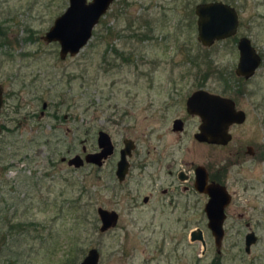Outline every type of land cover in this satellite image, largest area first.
I'll return each mask as SVG.
<instances>
[{
	"label": "rangeland",
	"instance_id": "obj_1",
	"mask_svg": "<svg viewBox=\"0 0 264 264\" xmlns=\"http://www.w3.org/2000/svg\"><path fill=\"white\" fill-rule=\"evenodd\" d=\"M202 1L114 0L88 43L61 58L59 43L41 37L68 0H0V122L6 127L0 133V264H78L90 248L99 251L98 264H264V224L257 223L264 216L240 218L235 212L242 199L229 207L220 255L207 227L205 197L182 195L177 213L162 204V188H170L165 171L186 167L177 147L194 142L196 120L189 119L187 135L171 130L192 91L232 96L247 115L235 135L264 145V61L249 79L234 76L235 39L211 46L198 40L194 6ZM219 1L237 8L238 35L248 36L264 57L258 18L264 0ZM132 31L149 37L132 38ZM114 45L118 54L110 51ZM99 130L115 146L102 166L62 161L98 150ZM126 137L136 148L119 182L116 162ZM203 149L195 147L199 160ZM159 164L161 171L150 177ZM242 185L231 189L254 199ZM186 201L193 203L189 210ZM98 207L118 212L115 227L99 230ZM247 221L257 236L249 253ZM194 228L203 231L204 253L189 239Z\"/></svg>",
	"mask_w": 264,
	"mask_h": 264
},
{
	"label": "water",
	"instance_id": "obj_2",
	"mask_svg": "<svg viewBox=\"0 0 264 264\" xmlns=\"http://www.w3.org/2000/svg\"><path fill=\"white\" fill-rule=\"evenodd\" d=\"M114 0H68L66 9L58 15L53 24L41 37L45 42H58L59 55L65 58L67 54L75 55L83 48L92 36L94 26L108 10ZM195 12L197 15L198 40L204 46H211L215 40H221L233 35L238 27V15L234 7L221 1L199 3ZM239 58L235 69L237 76L251 77L259 64V56L247 37H241L237 44ZM2 86L0 85V108L2 106ZM187 110L200 117L201 124L195 138L199 141H212L225 144L229 139L228 127L230 124L241 123L245 119L244 111L236 110L234 102L220 94L211 93L205 89L193 91L186 101ZM179 120L174 121V129L179 128ZM1 133V127H0ZM124 147L120 150V158L115 171L119 181L125 178L128 171L127 156L134 148V142L126 138ZM98 151L88 152L84 157L79 154L69 158L68 164L73 167H81L84 162L100 166L103 161L113 153L114 145L110 135L100 130L97 133ZM85 149V148H83ZM64 159V158H63ZM195 188L200 193L208 194L204 211L214 243L220 247L224 236L223 222L224 209L230 200L226 189L219 184H208L207 174L200 167L196 171ZM100 220L99 230L104 232L113 228L118 220V214L114 210L102 207L97 208ZM191 241H198L202 245V252L206 249V240L202 229L194 228L189 233ZM256 236L254 232H247L245 236L246 250ZM100 253L96 248H90L78 264H98Z\"/></svg>",
	"mask_w": 264,
	"mask_h": 264
},
{
	"label": "flooded vegetation",
	"instance_id": "obj_3",
	"mask_svg": "<svg viewBox=\"0 0 264 264\" xmlns=\"http://www.w3.org/2000/svg\"><path fill=\"white\" fill-rule=\"evenodd\" d=\"M217 1H219V0H203L202 2L210 3V2H217ZM202 2H199V3H202ZM221 2H223V1H221ZM199 3H196V5L194 6V12H195L196 6ZM223 3H225V2H223ZM226 4H228V3H226ZM262 5L263 4L260 3V6H262ZM230 6L234 7V9L238 15V27H237L236 32L233 35L225 37L224 39H227L230 37L235 39L236 47H237L238 41L241 37H247L251 42V39L248 36L238 35V29L240 26V14L234 5H230ZM195 15H196V12H195ZM196 18H197V15H196ZM258 18H259V20L264 21V14L260 13V16L258 15ZM196 22H197V20H196ZM129 36L132 38L135 37L137 39L142 38V37L147 39L149 37L147 33L138 35L134 31H132L131 35H129ZM221 40H223V39H221ZM215 41H218V40H215ZM214 42H213V44H214ZM251 44H252V42H251ZM252 46L254 47V49H255V51L258 54L259 59H260L258 67L256 68V70L254 72V74H255L256 71L259 69V67H261V65L263 64L264 57H263L262 53H260L253 44H252ZM113 47L115 49H117V47H115V45ZM237 50H238V47H237ZM238 58H239V51H238ZM236 66H237V64H236ZM236 66H235V69H236ZM235 69H234V73H235ZM234 76H236L238 78H242L243 81L250 78V77L244 78L243 76H237L236 74ZM236 77H235V80H236ZM227 86H229V88H227ZM227 86H226L227 89L231 88L230 83H228V82H227ZM227 89H225V90H227ZM232 89H233V87H232ZM190 94L187 96L186 101H187L188 97L190 96ZM222 96L231 99L234 102V106H235L236 110L244 111L243 109L238 108L236 100L232 96H229V95H222ZM171 98L172 97H170V99ZM2 104H3V102H2ZM42 107H43L42 109H45L47 107V104L44 103ZM1 108H2V106H1ZM1 108H0V112H1ZM184 108H185V112L183 113V116H181V117L177 116V117L173 118L172 124H171V130L173 132H176L179 136L182 134L187 135L186 127H187V123H188L189 119L196 120V122H197L196 126H195L196 129L192 133V136H193L195 143L191 142L192 145L191 146H185V148H181V145H179L177 147V149H181L185 153V156H184L185 158L182 159V162L184 163V165L186 167L185 168L181 167L179 169H175L174 171H173V169H168L167 171H165L167 177L170 179L169 180L170 188L169 189L168 188H162L161 194H162V196H164V201H162V204L167 206L169 209L173 208L174 213H177L178 205H180V208L182 206V195L188 196V195H194V194L198 195L199 194V195H202L203 197H205V200L207 201L208 200V194L200 193L195 188V182H196V176H197L196 171H197V169H199L201 167L202 170H204L207 174V183L208 184H219V185L223 186L230 196V200L224 209L225 219L223 222V229H224V223L227 222L226 220L229 216V207L232 205L233 201L235 200V197L239 198L240 200L242 199V201H243V203L238 205V208H236L237 212H235L240 218H243L246 214H251V215L255 214L258 216H264V145L263 144L259 145L255 141L253 143L245 142L246 139H244L242 137V135H241L242 133L239 135H237V134L235 135V133H234V131L236 132V130H237L236 126L242 125L245 122V120L247 118L246 112L244 111V114H245L244 121H242L241 123L234 122V123L229 125V127L227 129L228 134H229L228 141L225 144H218V143H214L212 141H210V142L199 141L197 138H195L196 133L199 132V126L201 124V119L199 116L192 114L187 110L186 102H185ZM40 113H41V115H43L44 110H42ZM176 119L179 120V123H178L179 128L174 129V121ZM0 127H1V131H3L6 128L5 125L2 124L1 122H0ZM126 138H124L122 140V147L119 148V152H118L119 158H120V150L124 147L123 142ZM129 139H131V138H129ZM179 139H180V137H179ZM131 140L134 142V148L131 150V154L129 156H127L129 166H128V171L125 175V178H126L128 172L130 170L131 158L133 156L134 149L136 148L135 141L133 139H131ZM113 145H114V143H113ZM197 146H201V147L206 148V151H204L205 149H203L204 153L203 152L201 154L199 153L200 154L199 157H201L200 160L198 159V152L195 150V147H197ZM98 150H99V148H98ZM98 150H96V151H98ZM114 150H115V146H114ZM114 150H113V153H114ZM82 152L85 153L86 148L83 149ZM110 156H108V157H110ZM193 156H194V158H192ZM108 157L105 160H107ZM119 158H118V160H119ZM68 160L69 159L65 160V158L62 159L63 162L67 161V164H68ZM105 160L103 161V163L105 162ZM118 160H117V162H118ZM117 162H116V168H117ZM103 163L100 166H102ZM175 163L176 162L174 160L171 161V163L169 164L170 166H168V167L174 166ZM84 164H87V163L84 162ZM68 166L73 167L69 164H68ZM96 166H98V165H96ZM100 166H98V167H100ZM161 168L162 167L159 164V166L157 167L158 170L153 171L151 173L150 177H153V178L156 177L158 175V173L161 171ZM115 171H116V169H115ZM115 176H116V174H115ZM125 178L122 181H119L118 178H117V180L119 182H123L125 180ZM174 181L178 182L180 192H175ZM230 181H231V183H230ZM238 181H239V183L243 184L242 185L243 192H253L254 193V199H251V198L243 199L242 196H238L236 194V192L231 189V184H236ZM176 193H178L179 195L177 196ZM149 197L150 196H144L143 202L148 203V201L150 199ZM185 204L188 206L187 210H189V207L193 205V203L189 204V202H187V201ZM204 206H205V204H204ZM203 211H204V207H203ZM116 213L118 214V212H116ZM204 213H205V211H204ZM205 216H206V214H205ZM118 220H119V214H118ZM118 220H117V223H118ZM178 221L180 222V219H178ZM117 223H116V225H117ZM257 223L260 225L264 224V222L261 219L257 220ZM245 225L247 226L248 232L252 231L249 221L245 222ZM252 232H254V231H252ZM224 233H225V231H224ZM246 234H245V236H246ZM254 234H255V232H254ZM255 236H256V234H255ZM222 241H223V239H222ZM256 241H257V236H256L255 241L252 243H256ZM191 242H194V241H191ZM221 245H222V243H221ZM221 245H220V247H221ZM251 245H250V247H251ZM220 247L219 248L216 247V252L219 255L221 253ZM250 247H249V250L247 251L246 250V241L244 238V250L246 253H249Z\"/></svg>",
	"mask_w": 264,
	"mask_h": 264
},
{
	"label": "trees",
	"instance_id": "obj_4",
	"mask_svg": "<svg viewBox=\"0 0 264 264\" xmlns=\"http://www.w3.org/2000/svg\"><path fill=\"white\" fill-rule=\"evenodd\" d=\"M114 50L116 51L115 53L118 54L117 49H115L113 46H111L110 51H114ZM109 56H110V55H109ZM122 57H123V55H122ZM104 60H105V58H104ZM104 60H103V61H104ZM107 63H110V64H111V63H112V59L109 58L108 61H107ZM224 80H225V82H226V84H227V79L224 78ZM226 84H225V85H226ZM225 89H227V88H225Z\"/></svg>",
	"mask_w": 264,
	"mask_h": 264
}]
</instances>
